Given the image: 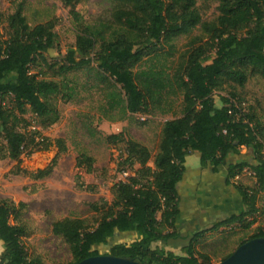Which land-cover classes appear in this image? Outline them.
<instances>
[{
	"label": "trees",
	"instance_id": "16d2710c",
	"mask_svg": "<svg viewBox=\"0 0 264 264\" xmlns=\"http://www.w3.org/2000/svg\"><path fill=\"white\" fill-rule=\"evenodd\" d=\"M60 1L70 8L77 31L75 46L66 54L67 67L58 70L60 81L42 78L37 72L43 55L56 48V23L50 20L32 27L19 3L7 18L5 38L0 15V160L17 162L12 173L34 181L54 174L68 148L63 139L53 142L43 132L60 122L58 102L78 95V84L70 77L79 73L94 75L109 85L105 111L122 121L150 114L151 107L160 108L171 93L181 94L183 117L164 123L154 158L149 148L125 132L107 137L110 144L124 146L123 170L136 165L140 169L127 182L113 186V201L105 203L93 227L81 219H65L53 224V234L69 245L70 264L103 255L102 247H109L107 255L148 264H213L209 254L197 250L200 240L207 232L234 225L248 228L249 219L258 213L259 192H264V121L253 112H244L235 93L222 97L221 106L215 100V93L227 83L245 87L253 76L264 78V0H217L219 16L213 22L203 21L198 0H135L142 15L128 16L123 27L87 24L77 6L89 0ZM199 26L209 41L174 58L175 42ZM169 61H174L172 76L165 66ZM118 86L120 92L115 90ZM29 114L34 120L27 118ZM53 146L58 154L46 169L29 172L21 167L24 156ZM244 148L253 163H228L240 157ZM193 155L199 157L201 169L215 176L226 174V185L240 196L243 210L195 234L182 247L184 256L153 249L155 243L166 245L181 237L177 230L179 186L187 176V158ZM152 161L154 167L149 165ZM95 164L86 153L77 159L78 168L88 174L96 172ZM247 168L257 180V191L234 182ZM80 180L79 189L95 191ZM26 209L25 203L0 201V264H44L39 257L30 258L24 244ZM131 236H136L134 242H121ZM256 238H264V231L241 241L237 248Z\"/></svg>",
	"mask_w": 264,
	"mask_h": 264
},
{
	"label": "rangeland",
	"instance_id": "374dc122",
	"mask_svg": "<svg viewBox=\"0 0 264 264\" xmlns=\"http://www.w3.org/2000/svg\"><path fill=\"white\" fill-rule=\"evenodd\" d=\"M19 3L23 4L24 14L32 27L50 20L56 23L55 31L58 35L56 48L43 55L42 65L37 72L41 73L42 78L60 81L62 77L58 70L67 67V51L75 46L77 38L70 8L60 0H0V15L3 18L1 29L5 38L9 33L7 18L17 11ZM136 5L135 0H89L79 4L77 11L87 24L105 23L123 27L128 16L142 15L136 10ZM219 5L217 0H198L197 8L204 22H213L219 16ZM203 33L199 26L190 35L179 38L175 42L174 58H179L181 54L194 47L206 44L209 38ZM209 54L214 56L211 51ZM173 63L174 61L164 63L170 76L173 75ZM70 78L78 84L79 93L69 102L63 100L58 102L61 120L43 132L44 136L53 142L63 139L68 148L67 152L60 156L54 174L50 178L34 181L30 177L12 173L18 165L17 162L0 160V201L11 200L16 204H27L23 222L28 228V237L24 240V244L29 257H39L44 264H70L73 261L69 245L53 234L55 222L81 219L93 227L101 219L106 209L105 203L113 201V186L127 182L140 169L136 165L126 166L123 170L120 163L124 157V146L110 144L107 137L125 132L133 140L149 148L154 158L159 151L164 123L183 117V97L181 94L171 93L160 108L151 107L150 114L140 113L133 115L131 119L118 120L105 111L109 85L87 73H79L74 78ZM110 88L113 89L111 86ZM115 90L120 92V87ZM233 93L237 95V101H242L244 112H253L258 119L264 121L262 76L251 77L245 87L227 83L222 91L215 93L217 104L221 106V98H229ZM27 118L34 120L32 114ZM83 153L96 160L97 170L94 174H88L85 169L78 168L77 159ZM57 154L58 149L53 146L48 151L26 155L22 159L21 167L29 172L46 169ZM241 154L240 157H232L228 163H238L240 160L253 163L252 156L245 148L242 149ZM196 164L200 166V159L197 155H193L189 165L193 167ZM149 165L154 167L153 161ZM194 168L199 171H195L197 174L190 185L192 192L189 190L185 192L190 196L186 197L188 194L183 193L180 220L186 222L190 213L198 214L208 205L212 206L208 209V215L214 219L212 223L217 219H225L231 212L238 213L240 206L229 202L219 203L228 196H235L223 183L226 174L220 172L215 176L210 170ZM224 168H227V165ZM79 178L85 185L95 187V191L79 189L77 186ZM234 182L251 191L259 189L256 178L248 168ZM186 188L182 187L181 191ZM257 207L258 213L249 219L248 228L234 225L216 232H207L197 245V250L209 254L213 264H219L224 256L238 247L241 241L264 231V192H259ZM212 225H208L206 229L211 228ZM190 227L185 226L186 231L179 229L181 237L177 240L170 241L166 245L155 243L153 249L164 248L174 254L183 253L182 247L186 246L195 234L206 230L199 225L194 229ZM135 240L136 236H131L125 237L121 242L130 244ZM99 252L107 255L110 252L109 247H102Z\"/></svg>",
	"mask_w": 264,
	"mask_h": 264
},
{
	"label": "water",
	"instance_id": "95a60500",
	"mask_svg": "<svg viewBox=\"0 0 264 264\" xmlns=\"http://www.w3.org/2000/svg\"><path fill=\"white\" fill-rule=\"evenodd\" d=\"M79 264H148L130 258L100 255ZM219 264H264V238H256L241 245L226 260Z\"/></svg>",
	"mask_w": 264,
	"mask_h": 264
},
{
	"label": "crops",
	"instance_id": "0c3cea01",
	"mask_svg": "<svg viewBox=\"0 0 264 264\" xmlns=\"http://www.w3.org/2000/svg\"><path fill=\"white\" fill-rule=\"evenodd\" d=\"M191 158H193V156H190V157L187 158V163H186L187 176H186V179L184 180V182L181 183L180 186H179V190H180V194H181V200L184 197L183 193L184 194H188L187 196L185 195L186 197L190 196L189 193H185L187 190H189V192H192V188H191L190 185H191V183H193V177L196 176V174H197V172H195V171L198 170V169H195L194 167L201 168V165L198 166L197 164L195 166H193V167H190L189 161H190ZM223 183L225 184V187H226L227 185H226V180L225 179L223 180ZM182 187H187V188L185 190H183V192H182L181 191ZM228 189H230V191L232 193H234L235 196H228L226 198V200L222 199V200H220L219 203H228L229 202L230 204H235L237 206H240V208H239V212L238 213H232L231 212V213H229V215H227L226 218L231 217V216H233L235 214H239L243 210V202H242V199L240 198V196L235 191H233L231 188H228ZM181 206H182V201H181ZM206 207H208V208H206ZM206 207L204 209L202 208L203 210L201 209V211L198 214H196L194 212L190 213L188 215V217H187V220H185L186 222H183L182 220H180L181 216H182V209H181V214H180V216L178 217V220H177V230L179 231V229H181V230L186 231L185 226H191L190 228L194 229L198 225L201 226L202 229H206L208 225L214 224V223H212V220H214V219H212V217H210L208 215V209L210 207H212V206L208 205ZM220 220H223V219H217V221H215V223L220 221ZM182 225H184V226H182ZM2 252H3V244H2V242H0V256H1ZM175 255L184 256L183 253H180V254L176 253Z\"/></svg>",
	"mask_w": 264,
	"mask_h": 264
}]
</instances>
